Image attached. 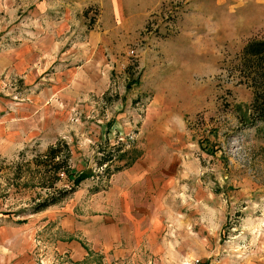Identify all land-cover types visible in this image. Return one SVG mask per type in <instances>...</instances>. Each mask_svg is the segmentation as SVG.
Listing matches in <instances>:
<instances>
[{
    "label": "rangeland",
    "instance_id": "1",
    "mask_svg": "<svg viewBox=\"0 0 264 264\" xmlns=\"http://www.w3.org/2000/svg\"><path fill=\"white\" fill-rule=\"evenodd\" d=\"M262 38L264 0H0L13 263L264 264V119L241 60ZM58 141L72 175L53 182L32 158Z\"/></svg>",
    "mask_w": 264,
    "mask_h": 264
},
{
    "label": "trees",
    "instance_id": "2",
    "mask_svg": "<svg viewBox=\"0 0 264 264\" xmlns=\"http://www.w3.org/2000/svg\"><path fill=\"white\" fill-rule=\"evenodd\" d=\"M241 60L243 68L251 70L250 81L254 87V97L251 102L250 112L252 118H254L251 120V124H254L257 120L264 119V38L248 41L242 48ZM68 152L67 144L58 141L56 144L47 147L45 151L36 153L32 159L36 163L41 176L54 182L58 180L61 174H65L67 177L72 175V172L68 170ZM78 177L74 179V182L77 181ZM50 186H52V182ZM61 192L63 194L52 196L50 199L38 203L33 211H40L56 203L65 195L66 190Z\"/></svg>",
    "mask_w": 264,
    "mask_h": 264
},
{
    "label": "crops",
    "instance_id": "3",
    "mask_svg": "<svg viewBox=\"0 0 264 264\" xmlns=\"http://www.w3.org/2000/svg\"><path fill=\"white\" fill-rule=\"evenodd\" d=\"M64 74L67 75L65 76L64 82L60 80L62 78L61 77L62 74H58V98H60V100H62L60 97V94L66 91V89H69V87L74 86L71 83L72 77L70 76V74L69 73H64ZM126 193L121 195V198L123 201H125L126 198L128 197ZM134 221H137V220L133 218L130 219V223L132 225L134 224ZM133 228L138 230L136 225H133ZM16 233L18 232L7 231L6 233H3V232L0 233V264H14L15 263V260L13 258L14 257L13 250H15L16 246L19 247L20 244L24 243L22 241L24 238L23 236L24 234H22V237L18 236V238H14ZM134 237H137V236H134ZM141 237H143V235H141ZM18 247L16 248L17 250H18Z\"/></svg>",
    "mask_w": 264,
    "mask_h": 264
}]
</instances>
